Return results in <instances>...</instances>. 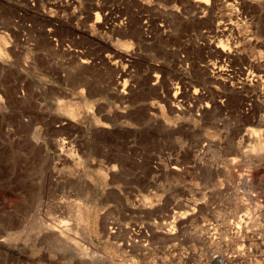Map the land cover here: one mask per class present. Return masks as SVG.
I'll use <instances>...</instances> for the list:
<instances>
[{"label": "rangeland", "instance_id": "rangeland-1", "mask_svg": "<svg viewBox=\"0 0 264 264\" xmlns=\"http://www.w3.org/2000/svg\"><path fill=\"white\" fill-rule=\"evenodd\" d=\"M246 174L264 0H0V264H264Z\"/></svg>", "mask_w": 264, "mask_h": 264}, {"label": "built area", "instance_id": "built-area-1", "mask_svg": "<svg viewBox=\"0 0 264 264\" xmlns=\"http://www.w3.org/2000/svg\"><path fill=\"white\" fill-rule=\"evenodd\" d=\"M255 179L251 174L237 175L235 186L245 203L254 202L257 206L264 207V195L255 187Z\"/></svg>", "mask_w": 264, "mask_h": 264}, {"label": "bare ground", "instance_id": "bare-ground-1", "mask_svg": "<svg viewBox=\"0 0 264 264\" xmlns=\"http://www.w3.org/2000/svg\"><path fill=\"white\" fill-rule=\"evenodd\" d=\"M202 1H203V2H206V4L209 3V0H202ZM68 152H69V150H68ZM70 154L72 155L73 152H70ZM70 154H69V155H70ZM248 157H249V156H248ZM254 158H255V157H254ZM254 158H253L252 155H251V157H249V159H248V160H249L248 162L252 161ZM231 159H233V158H231ZM257 159H258V157H257ZM228 161H229V160H228ZM253 161H254V160H253ZM227 163H228V162H227ZM227 163H226V164H227ZM251 163H252V162H251ZM253 163H255V162H253ZM221 167H222V166H221ZM221 167H219V169H220ZM222 168H223V167H222ZM226 168H227V167H226ZM220 170L223 171L222 169H220ZM225 170H226V171H224V172H226L227 174H224V173H221V174H224L226 177L228 176L229 178H228V177H227V178L230 179V180H232V179H233V178H232V174L229 173L228 169H225ZM51 180H52V179H51ZM231 182H232V181H231ZM51 183H52V182H51ZM52 184H53V183H52ZM228 184L231 185V183H228ZM48 185H49V184H48ZM50 185H51V184H50ZM230 185H228V186H230ZM52 186H53V185H52ZM228 186H227V187H228ZM231 186H232V185H231ZM49 187H51V186H49ZM49 187H48V188H49ZM231 188H232V187H231ZM49 189H50V188H49ZM51 189H53V187H51ZM183 213H185V215L183 216V217L185 218V217H188L187 215H188L190 212L186 213V211H184ZM186 214H187V215H186ZM51 218L53 219V217H51ZM55 219H56V218H55ZM50 220H51V219H50ZM50 220H48L47 223H48ZM51 221H52V220H51ZM51 221H50V225H49V226L51 227V229H53V230L55 231V223H56V222H55V220L53 219L52 223H54V222H55V223H54V224H51ZM62 221H63V220H62ZM60 222H61V221H60ZM63 222H64V221H63ZM63 222H62V224H63ZM62 224L59 223V226L62 225ZM56 225H58V223H57ZM64 225H65V224H64ZM46 226H47V225H46ZM59 226H58V227H59ZM62 226H63V225H62ZM65 226H66V225H65ZM60 227H61V226H60ZM45 229H47V228H45ZM49 229H50V228H48V231H49ZM51 229H50V230H51ZM46 231H47V230H46Z\"/></svg>", "mask_w": 264, "mask_h": 264}]
</instances>
